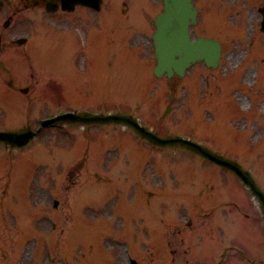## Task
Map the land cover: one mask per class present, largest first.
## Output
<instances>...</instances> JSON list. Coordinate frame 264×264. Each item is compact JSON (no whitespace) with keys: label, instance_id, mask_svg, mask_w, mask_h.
Returning a JSON list of instances; mask_svg holds the SVG:
<instances>
[{"label":"rangeland","instance_id":"1","mask_svg":"<svg viewBox=\"0 0 264 264\" xmlns=\"http://www.w3.org/2000/svg\"><path fill=\"white\" fill-rule=\"evenodd\" d=\"M141 1H132L133 10H138ZM231 3L241 9L240 14L235 13L231 18L234 25L231 35L235 37L230 39L222 31L215 32L214 36L224 43L220 65L210 69L199 63L187 73L189 79L187 85L193 84L196 90V94L191 95L190 108L184 110L183 106V110L181 109L179 86L185 82L174 78L169 80L176 84L175 88L170 90L171 100L169 101L167 96L169 92L167 88H158L160 94L156 114L153 116L152 107L146 103V117L153 116L152 122L155 127L167 128L156 129L159 135H182L186 132L209 147L219 149L223 147L236 154V157L258 174L264 170V160L257 161L256 152L261 148V144L264 145V136L259 141L249 139L248 136L252 132L254 136L260 135L263 131V127L254 124V121L257 122L259 116H264V51L259 52L257 45L245 46L240 25V18L244 13V0H232ZM201 5L203 6L201 28L207 31L221 30L223 25L225 26L224 19L229 15L230 6L224 0H202ZM101 13L80 8L78 13L67 15V22L62 25V31L59 29V33L54 34L52 44L50 43L52 37H49V43H44L41 38L35 39L32 43L35 60H40L42 65L45 62L50 64L56 73H65L72 79V84L86 85L81 95H70V101L67 104L63 103L59 109L76 106L74 109L85 112L128 114L132 111L119 101L125 98L129 91L130 94L133 93L136 82L141 84L137 91L139 96L147 95L145 89L148 88V83L144 76L135 75L134 78L132 73H126V69H122L120 49L117 48L119 22L108 20L116 13L109 10ZM249 15L251 19L246 21L245 25L249 27L247 33L251 38L254 36L253 31L258 28V19L252 8L248 11ZM225 30L228 31L229 28ZM149 33V29H141L129 39L131 44L136 43L138 47L136 49L140 50L137 54L140 53L141 59H138L150 68L149 75L153 78L154 86L159 79L156 80L151 73L155 61ZM259 55L262 59L257 63L255 57ZM240 63L241 65L236 68L235 66ZM33 68L35 73L18 75L12 71L0 74L1 84V79L8 76L17 86L27 85L30 81L32 88L28 95L32 98L30 101L33 102L36 96L40 97V101H35V105L26 115L13 110L11 115L13 118L10 121L6 119L7 113L1 110L0 124L21 127L28 123L35 126L38 117L55 112L57 106L42 108L51 103L45 89L47 84L45 81L54 75L48 70L42 72L40 69L43 68L39 69L37 66ZM194 73L198 74L195 82L189 78ZM247 73L250 77H247ZM96 86L98 88H94ZM83 95L86 98H82ZM8 96L10 93H4L0 98L7 100ZM123 102L139 108L138 100L125 99ZM39 103L40 109L36 110ZM140 104L145 103L142 101ZM183 111L186 112V117L193 111L195 124H191V127L183 123ZM173 114L177 117H172ZM136 116L142 124L149 127L145 118ZM210 119L218 122L212 126L215 122H211ZM249 126L254 127L249 130ZM89 128L75 124H60L46 128L26 147L10 149L8 146L0 145V245L6 244V248L3 249L5 257L0 256L1 258L5 259L9 250L7 261L10 264H129L125 241L128 245L131 244L133 256L139 264H153L165 258V261L172 258L174 264L185 263L188 259V264H195V260H200L201 264H210L220 259L223 248L230 253L231 243L228 244L227 239L238 231L240 236L236 237V244L249 253H264L262 235L257 233L258 229L262 234L264 230L260 210L248 195V206L244 204V195L241 196L237 188L240 187V192L244 194L243 184L236 178L227 177L225 171L221 169L204 172L202 168H198L202 173L197 172L195 165L201 164V158L195 155H191L193 157L191 158L178 147L153 146L118 125L111 124L110 127L98 125L91 131ZM242 128H247V131H241ZM213 133H216L215 136L220 135L221 143L213 137ZM212 137L216 143L212 142ZM237 145L241 146L235 147ZM73 147H76L75 151L72 150ZM119 147L126 155L150 153V163L137 155H131L130 161L119 163L121 157L115 152ZM159 158L164 162H157ZM164 163L167 167L181 169L183 174L175 172L173 168H165ZM190 164H194V167ZM113 169H116V172ZM197 173L201 180L200 186ZM261 174L264 176V173ZM209 187H214L219 193L201 200L204 197L201 192ZM84 188L94 193L82 197L81 192ZM234 188H237L235 192L232 191ZM103 191H106L103 194L106 198L104 196L101 199L100 205L104 209L100 205L93 206V202L100 199ZM54 198L58 199L57 206L53 204ZM193 202L196 203L191 205ZM25 206H29V210L33 211L29 215H23V219L21 214L29 212ZM23 207L26 210L22 209ZM67 210L71 213L66 217V224L60 217ZM81 213H86L92 218H81L79 217ZM111 214L115 215L113 219L110 218ZM178 215L180 219H177ZM241 216H248V219L245 218L248 220L245 225L247 233H244L243 223L239 224L241 227L238 230L237 221ZM232 218L235 219L233 224L237 225L230 223ZM229 227L231 234L228 233ZM189 229H194L193 234L196 237L193 239L194 242L191 238L188 239V234L192 232L188 231ZM200 230L207 235L205 237L208 244L221 245L214 260L200 258L201 250L208 254L215 249L200 248L195 241L200 235ZM42 231L52 233L44 234ZM64 232L67 238L60 240ZM96 236L99 238L95 239ZM246 237H252V242L260 243L262 248L253 245L251 240L244 239ZM163 243L168 245L167 253ZM81 246H87L92 255L98 251V256L86 260L90 258V252L86 251L84 261L77 256V251L83 248ZM186 247H190L195 255L180 257V252ZM174 248L178 252L170 255L169 250L173 251ZM48 255L51 259L47 258ZM63 256H66L65 259ZM228 258L224 263L242 259V256L232 253ZM237 264L249 263L240 261Z\"/></svg>","mask_w":264,"mask_h":264},{"label":"flooded vegetation","instance_id":"2","mask_svg":"<svg viewBox=\"0 0 264 264\" xmlns=\"http://www.w3.org/2000/svg\"><path fill=\"white\" fill-rule=\"evenodd\" d=\"M32 1H35V2H37L38 0H32ZM45 1H48V0H45Z\"/></svg>","mask_w":264,"mask_h":264},{"label":"water","instance_id":"3","mask_svg":"<svg viewBox=\"0 0 264 264\" xmlns=\"http://www.w3.org/2000/svg\"><path fill=\"white\" fill-rule=\"evenodd\" d=\"M183 12H186V10H183Z\"/></svg>","mask_w":264,"mask_h":264}]
</instances>
